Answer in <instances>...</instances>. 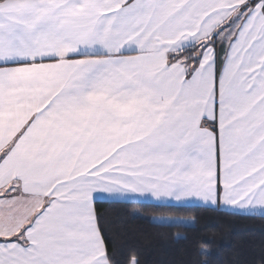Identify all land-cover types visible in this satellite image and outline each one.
Masks as SVG:
<instances>
[{
	"label": "snow or ice",
	"instance_id": "1",
	"mask_svg": "<svg viewBox=\"0 0 264 264\" xmlns=\"http://www.w3.org/2000/svg\"><path fill=\"white\" fill-rule=\"evenodd\" d=\"M146 198L264 210V0H0V264H120Z\"/></svg>",
	"mask_w": 264,
	"mask_h": 264
},
{
	"label": "trees",
	"instance_id": "2",
	"mask_svg": "<svg viewBox=\"0 0 264 264\" xmlns=\"http://www.w3.org/2000/svg\"><path fill=\"white\" fill-rule=\"evenodd\" d=\"M96 208L120 264H128L133 253L141 264H261L264 259V217L152 203L106 201ZM158 217L176 220H154Z\"/></svg>",
	"mask_w": 264,
	"mask_h": 264
},
{
	"label": "crops",
	"instance_id": "3",
	"mask_svg": "<svg viewBox=\"0 0 264 264\" xmlns=\"http://www.w3.org/2000/svg\"><path fill=\"white\" fill-rule=\"evenodd\" d=\"M218 52H219V49H218ZM221 56H222V53H221ZM147 199V203H152V204H157V205H168V206H198V207H205V208H211V209H216V208H213L211 206H205L203 205L201 202L199 201H186V202H183L182 204L180 205H177L176 202H172V201H160V202H157L155 200H153L152 198H146ZM108 202V201H107ZM140 203H144V202H140ZM218 210H221V211H224V212H228V213H231V214H237V215H243V216H250V217H253V216H257V217H264V210H260V209H257L255 210V212L253 213H245V212H240L239 210H235V209H229V210H225L224 208H219ZM158 222H162L164 220H167V219H161V218H157V219H154Z\"/></svg>",
	"mask_w": 264,
	"mask_h": 264
},
{
	"label": "rangeland",
	"instance_id": "4",
	"mask_svg": "<svg viewBox=\"0 0 264 264\" xmlns=\"http://www.w3.org/2000/svg\"><path fill=\"white\" fill-rule=\"evenodd\" d=\"M158 218H161V219L168 218V219H170V220H176V219L169 218V217H158ZM181 221H182V220H181Z\"/></svg>",
	"mask_w": 264,
	"mask_h": 264
}]
</instances>
